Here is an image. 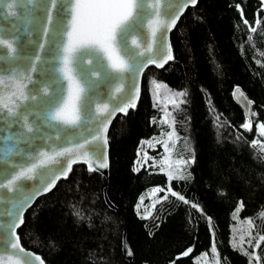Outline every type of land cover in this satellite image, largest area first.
<instances>
[{"label": "trees", "instance_id": "1", "mask_svg": "<svg viewBox=\"0 0 264 264\" xmlns=\"http://www.w3.org/2000/svg\"><path fill=\"white\" fill-rule=\"evenodd\" d=\"M250 2L264 0H197L186 9L169 33L173 59L143 71L136 106L109 126L107 177L73 165L24 213L16 230L22 247L44 264H129L124 237L131 264H196L212 249L218 264H264V148L257 131L264 124V8L247 23L229 9L237 4L247 12ZM154 82L177 93L168 107L171 126L151 96ZM235 87L251 102L250 130L232 101ZM166 129L182 147L175 158L183 164L171 180L151 159L161 146L150 149ZM152 188L162 198L150 208L145 195ZM235 220L251 221L237 245Z\"/></svg>", "mask_w": 264, "mask_h": 264}, {"label": "snow or ice", "instance_id": "2", "mask_svg": "<svg viewBox=\"0 0 264 264\" xmlns=\"http://www.w3.org/2000/svg\"><path fill=\"white\" fill-rule=\"evenodd\" d=\"M196 3L197 0H10V18L18 19L20 9L30 16L23 39L15 33L6 38L2 34L5 29L0 27V48L7 50L6 55H0V61L7 65L0 68V264H5L4 254L6 264H43L39 255L21 246V237L16 234L15 230L24 223V211L37 196L51 191L58 180L67 179L73 164L85 163L90 172L108 166L105 149L111 118L116 112L127 115L139 97L135 85V95L132 89L124 93L123 81L129 77L134 80L148 64L163 67L173 59L166 34L176 26L184 10ZM32 25L46 38L35 45L43 56L36 50L29 51L34 43L30 37L35 35ZM129 28H139L141 33L147 29L143 45L135 37L131 39V45L138 50L135 52L127 50L124 33ZM88 53L102 56L106 67L101 63L87 75L78 73L77 62ZM88 63L93 60L88 59ZM117 80L120 83L114 91L124 94L115 100L110 91H98L101 84L110 86ZM57 127L73 130L74 138L63 135ZM243 127L250 130V122ZM46 128L50 132L45 133ZM259 131L264 135V124ZM168 178H173L171 173ZM178 198L183 200L182 196ZM242 208L243 202L236 212ZM248 223L251 226V221ZM259 240L264 241V236ZM190 252L188 249L182 255ZM127 254L132 253L129 250Z\"/></svg>", "mask_w": 264, "mask_h": 264}, {"label": "water", "instance_id": "3", "mask_svg": "<svg viewBox=\"0 0 264 264\" xmlns=\"http://www.w3.org/2000/svg\"><path fill=\"white\" fill-rule=\"evenodd\" d=\"M9 2H10V0H0V27H2V28L5 29L4 33H2V34L6 38H10L11 34L15 33L17 35H20L21 38L23 39L24 38L23 37V30L28 25V21H29L30 14L27 13L24 9H20V14H19V18L18 19H16V18H10L8 16V8H7V5H8ZM192 7H194V6L189 5L187 8H192ZM186 9L184 10V12L186 11ZM173 29H174V27L172 28V30ZM32 30L35 32V35L32 36V37H30V39H32L34 41V43L32 45H30L29 51L36 50V54L37 55L43 56L44 53L42 51L38 50V49H35V45L36 44H39V43H44L46 38H44L40 34V32L37 29L36 25H32ZM170 32H168L166 34V43L167 44H170L169 43V33ZM146 35H147V29L146 28L144 29L143 33H141V31H140L139 28H129V29H127L125 31V33H124V38L127 40V44H128V49L127 50L128 51H131V52L138 51V50L134 49L133 46L131 45V39L133 37H135L143 45V38ZM157 43H159L158 40H157ZM45 47L47 48V45H45ZM6 53H7V50L6 49L0 48V55H6ZM122 54H123V50H122ZM88 59H92L93 60V63L92 64H89L88 63ZM101 63L104 64L105 67H106V61H103L102 56H100L99 54L88 53L84 57H82L80 61L77 62V71H78V73L87 75L93 69L97 68L99 66V64H101ZM164 65H166V63ZM149 66H152V67H154L156 69H161L162 68V67H156L155 64H148L146 67H144L142 69L141 73L138 76H136L134 80L131 77H129L126 80L123 81L124 93H128L129 92V89H132V94L135 95V91H134V88H133V85H135L136 87L139 88V94H140L141 76H142L143 71L147 67H149ZM3 67H7V65L5 64L4 61H0V68H3ZM112 75L115 77L118 74H112ZM124 75L127 76V74H124ZM32 76H33V79H36L37 78L36 75H35V73H33ZM119 83H120V81L117 80L115 84H112L110 86H105V85L101 84V86H100V88H99L98 91L101 92V93L110 91L111 92V95L113 96V99L115 100L116 98H118L119 95H123L124 94V93L117 94L114 91L115 87ZM8 87L9 86L7 84V78H6L5 89L7 90ZM28 87L31 88L32 85L29 84ZM49 91L51 93V89ZM231 98H232L233 103L241 111L245 123L251 122V102L249 101V99L247 98V96L241 90L240 87L233 88L232 93H231ZM137 100H138V98L136 99L135 106H136ZM97 102H99V99H98ZM94 107H95V105H93V109H94ZM110 108H111V104H110ZM130 109H133V108H129L128 110H130ZM117 115H125V114L123 112H116L115 116L113 118H111V122L114 120V118ZM110 124H109V126H110ZM108 129H109V127H108ZM56 130L59 131L60 133H62L63 135H68L70 139L74 138L72 136L73 130H71V129L57 127ZM13 131H15V129H13ZM44 131H45V133H48V132H50V129H47L46 128V129H44ZM84 134L85 133H81V135H84ZM2 135H3V133H0V136H2ZM0 147H3V145L0 144ZM105 152H106V158H107V153H108V146L107 145H106ZM76 164H83L86 167V169L88 170L87 164H85V163H76ZM73 165H75V164H73ZM107 165H108V158H107ZM92 172H95V173L99 174L100 176L106 178L107 175H108V166L106 168L98 169L97 171H92ZM34 182L35 181H27L28 184H32ZM53 188L51 189V191L53 190ZM51 191L46 192L43 195L37 196L35 198V201L38 198L47 195ZM105 200H106V198H105ZM35 201L31 204L30 207H28L26 209V211L32 207V205L35 203ZM106 204L108 205V207L110 209H112V206L110 205V203L107 202V200H106ZM26 211H24V213ZM24 213H23V215H24ZM121 250H122V254H123L124 259L129 264H131V255H128L127 254L128 251H129V248L127 246V243H126L124 237L122 238V241H121ZM27 251H30V250H27ZM30 252L33 253L32 251H30ZM4 255H5V264H6L7 254H4ZM34 255H36V254H34Z\"/></svg>", "mask_w": 264, "mask_h": 264}, {"label": "rangeland", "instance_id": "4", "mask_svg": "<svg viewBox=\"0 0 264 264\" xmlns=\"http://www.w3.org/2000/svg\"><path fill=\"white\" fill-rule=\"evenodd\" d=\"M264 8V3H255L250 2V6L247 8V12L243 10L239 5L235 4L233 7L229 8L230 13L232 15L237 16L238 18L245 21L247 15L256 17L257 13L261 11ZM243 13V15L241 14ZM249 13V14H247ZM157 83H154L153 86L151 84L150 92L151 96L155 103L158 104L162 103V111L163 116L162 120L166 127V125L171 126L170 118H169V110L168 107L170 105H175L177 102V93H173L169 91L166 87L161 85L160 88H157L155 85ZM260 125H257V131L259 134V137L262 139L261 144L264 145V135L260 134L259 131ZM171 134V140H169V135ZM156 145H160L161 148L158 150V153L155 155H151L149 158L153 160V163L160 167L162 171H165L168 175L169 173L172 174V176H176L178 172L181 170L182 167V159L181 158H175L177 153L181 152V146L177 145V139L175 138L174 134L171 130L166 129V132L159 136L156 140L153 141V143L150 145V149H154ZM165 145H167V150H165ZM167 161V163H165ZM182 162V163H177ZM160 189L158 188H152L150 191L147 192L145 195V198L147 199V204H149V207L151 208L153 204L158 201L162 196H158ZM164 193H169V190H162ZM143 198V197H142ZM142 198L140 200H142ZM141 206H136V210H139ZM147 212L142 214L141 216H147ZM251 229V226L247 221H237L235 220V223L232 228V237H233V244H242L244 239L249 235V230ZM196 264H218V259L215 255V252L212 250L203 253V255L199 256L198 258H195Z\"/></svg>", "mask_w": 264, "mask_h": 264}]
</instances>
